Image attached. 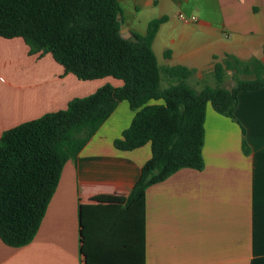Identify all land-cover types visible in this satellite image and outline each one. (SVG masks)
I'll use <instances>...</instances> for the list:
<instances>
[{"label":"crops","instance_id":"crops-1","mask_svg":"<svg viewBox=\"0 0 264 264\" xmlns=\"http://www.w3.org/2000/svg\"><path fill=\"white\" fill-rule=\"evenodd\" d=\"M118 1L130 38L167 18L153 41L163 89L181 81L197 91L232 89L235 76L264 78V0ZM179 13L197 20L181 22ZM107 83L123 85L112 77L80 80L51 54H31L22 38L0 37V139ZM134 115L127 101L117 105L65 164L33 241L15 248L0 239V264H84L82 221L112 226L140 210L128 200L151 145H114ZM204 127V167L181 168L146 189V264H264V88L239 94L235 118L209 103Z\"/></svg>","mask_w":264,"mask_h":264},{"label":"trees","instance_id":"trees-1","mask_svg":"<svg viewBox=\"0 0 264 264\" xmlns=\"http://www.w3.org/2000/svg\"><path fill=\"white\" fill-rule=\"evenodd\" d=\"M118 0H0V37L22 38L31 54H51L83 81L112 77L95 93L71 100L3 133L0 139V239L10 247L33 241L59 185L65 164L76 160L121 101L135 112L114 142L121 151L151 145L152 156L129 197L140 205L131 216L81 222L84 264H146L145 193L181 168L204 167L205 116L210 103L235 118L238 96L264 88V78L235 86L195 90L181 81L161 87L153 41L166 17L149 23L145 34L121 35ZM246 146V144H245Z\"/></svg>","mask_w":264,"mask_h":264},{"label":"built area","instance_id":"built-area-1","mask_svg":"<svg viewBox=\"0 0 264 264\" xmlns=\"http://www.w3.org/2000/svg\"><path fill=\"white\" fill-rule=\"evenodd\" d=\"M178 19L181 21V22H184V23H188V22H195L197 20V18L195 16H187L183 13H179L177 15Z\"/></svg>","mask_w":264,"mask_h":264},{"label":"water","instance_id":"water-1","mask_svg":"<svg viewBox=\"0 0 264 264\" xmlns=\"http://www.w3.org/2000/svg\"><path fill=\"white\" fill-rule=\"evenodd\" d=\"M121 35L125 38V39H129L131 37L130 34H128L127 32H125V30L122 28L121 29Z\"/></svg>","mask_w":264,"mask_h":264},{"label":"rangeland","instance_id":"rangeland-1","mask_svg":"<svg viewBox=\"0 0 264 264\" xmlns=\"http://www.w3.org/2000/svg\"><path fill=\"white\" fill-rule=\"evenodd\" d=\"M163 87H165V84L163 83Z\"/></svg>","mask_w":264,"mask_h":264}]
</instances>
